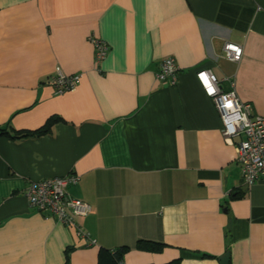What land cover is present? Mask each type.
<instances>
[{
	"label": "crops",
	"instance_id": "0c3cea01",
	"mask_svg": "<svg viewBox=\"0 0 264 264\" xmlns=\"http://www.w3.org/2000/svg\"><path fill=\"white\" fill-rule=\"evenodd\" d=\"M90 35L108 44L98 64ZM166 57L172 86L156 78ZM57 66L80 74L74 90L54 93ZM201 69L264 116V0H0V264H96L120 245L122 264H219L226 252L264 264V180L243 183L240 137L223 139ZM53 115L48 132L14 135ZM68 172L80 177L68 194L91 206L74 218L86 237L24 195Z\"/></svg>",
	"mask_w": 264,
	"mask_h": 264
},
{
	"label": "built area",
	"instance_id": "2783aa9c",
	"mask_svg": "<svg viewBox=\"0 0 264 264\" xmlns=\"http://www.w3.org/2000/svg\"><path fill=\"white\" fill-rule=\"evenodd\" d=\"M94 52V63L98 64L108 51V44L101 38L88 37ZM224 57L238 61L242 48L233 43H225ZM178 67L172 57L164 58L156 73V78L167 85L176 83ZM196 78L205 95L212 101L220 121V132L225 141L234 142L235 159L240 168L244 184L251 185L258 179L264 180V116L253 113L251 105L241 101L234 90L224 91L217 77L208 69L196 72ZM79 73H65L60 67H55L48 83L55 94L72 91L76 88ZM77 174L68 172L61 176H52L30 182L25 188L24 195L27 204L35 208L43 218L53 220L75 228L77 235L85 236L75 227L74 218L85 216L90 210L89 203L71 197L67 187L78 182ZM86 237V236H85ZM86 245L94 244L93 240L85 239Z\"/></svg>",
	"mask_w": 264,
	"mask_h": 264
},
{
	"label": "trees",
	"instance_id": "16d2710c",
	"mask_svg": "<svg viewBox=\"0 0 264 264\" xmlns=\"http://www.w3.org/2000/svg\"><path fill=\"white\" fill-rule=\"evenodd\" d=\"M60 120L58 116H49L42 126L34 130H20L16 131L14 135L16 137H34L49 131L52 124ZM7 125L0 126V134H10V131L6 127ZM164 244L158 241L148 240V239H138L135 243V248L140 251L145 252H159L163 248ZM128 250L125 245L117 246L114 249H106L100 247L97 253L96 264H122L123 256ZM202 256L212 257L207 254H201ZM67 262V259H66ZM179 259H172L163 264H178Z\"/></svg>",
	"mask_w": 264,
	"mask_h": 264
},
{
	"label": "water",
	"instance_id": "95a60500",
	"mask_svg": "<svg viewBox=\"0 0 264 264\" xmlns=\"http://www.w3.org/2000/svg\"><path fill=\"white\" fill-rule=\"evenodd\" d=\"M219 264H228V253L219 257Z\"/></svg>",
	"mask_w": 264,
	"mask_h": 264
}]
</instances>
